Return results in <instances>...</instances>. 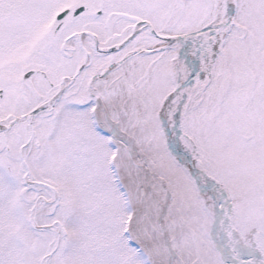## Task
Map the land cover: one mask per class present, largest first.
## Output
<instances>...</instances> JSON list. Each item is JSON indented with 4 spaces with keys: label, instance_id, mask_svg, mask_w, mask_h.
<instances>
[{
    "label": "snow or ice",
    "instance_id": "6c2138e0",
    "mask_svg": "<svg viewBox=\"0 0 264 264\" xmlns=\"http://www.w3.org/2000/svg\"><path fill=\"white\" fill-rule=\"evenodd\" d=\"M0 264H264V0H0Z\"/></svg>",
    "mask_w": 264,
    "mask_h": 264
}]
</instances>
